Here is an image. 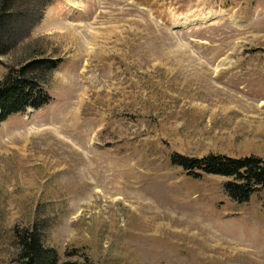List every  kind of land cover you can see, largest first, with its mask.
I'll return each mask as SVG.
<instances>
[{
    "label": "rangeland",
    "instance_id": "obj_1",
    "mask_svg": "<svg viewBox=\"0 0 264 264\" xmlns=\"http://www.w3.org/2000/svg\"><path fill=\"white\" fill-rule=\"evenodd\" d=\"M50 2L0 57V80L35 41L61 61L0 123V264L34 225L59 264H264V188L237 205L171 163L264 160V0Z\"/></svg>",
    "mask_w": 264,
    "mask_h": 264
},
{
    "label": "trees",
    "instance_id": "obj_2",
    "mask_svg": "<svg viewBox=\"0 0 264 264\" xmlns=\"http://www.w3.org/2000/svg\"><path fill=\"white\" fill-rule=\"evenodd\" d=\"M26 1L29 0H0V57L9 54L27 39L30 28L51 6V0H39L36 8L24 5ZM39 10L40 17L31 22ZM20 12H23V15ZM26 14L32 15L25 21V29L21 34L13 36L9 33V25ZM35 42L25 48V56L21 57L17 64L6 67L5 75L0 80V123L27 110H38L48 105L51 100L48 90L50 76L61 61L43 56L41 50L37 52V49L33 48ZM171 163L182 168L187 176L195 180L204 175L229 179L223 185V190L237 205L248 202L251 195L264 188V160L253 156L232 159L210 154L196 159L174 154L171 156ZM12 233L18 253L8 264H59L56 250L43 244L39 226L14 229Z\"/></svg>",
    "mask_w": 264,
    "mask_h": 264
}]
</instances>
